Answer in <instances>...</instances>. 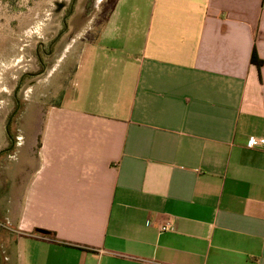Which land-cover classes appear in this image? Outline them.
Instances as JSON below:
<instances>
[{"label":"crops","instance_id":"obj_1","mask_svg":"<svg viewBox=\"0 0 264 264\" xmlns=\"http://www.w3.org/2000/svg\"><path fill=\"white\" fill-rule=\"evenodd\" d=\"M101 11L0 158V264H264V0Z\"/></svg>","mask_w":264,"mask_h":264},{"label":"rangeland","instance_id":"obj_2","mask_svg":"<svg viewBox=\"0 0 264 264\" xmlns=\"http://www.w3.org/2000/svg\"><path fill=\"white\" fill-rule=\"evenodd\" d=\"M58 1L63 0H0V148L6 143L2 140L1 134L4 122L12 110L11 94L17 78L24 72H33L38 68L35 58L36 46L39 43L42 46H46L60 27L59 19L62 12L59 14L54 11L55 3ZM87 20L92 21L93 18H88ZM91 26L92 24L86 23L75 34L74 40L77 43L73 44L76 46H71V44L70 46H62L63 51H58L60 53L58 57L61 59L57 64L51 65L52 67L50 66L46 71L47 75L50 74L49 76H44L42 78L44 81L40 82V84H46L47 87L42 88L40 92L44 94L51 90L49 97H52L53 100L56 96L58 98L61 90L62 95L67 94L69 96L70 92L68 91L71 89L72 81L71 75H73L76 68L77 72H79L78 61L81 54V48L79 47L82 40L78 42L77 38L85 37L86 33L84 35V31H88L86 28ZM56 80H60L61 87H59V93L54 95L55 85L53 82ZM27 85L23 88L26 91L25 98H28L29 92L34 90V88H28ZM52 99L49 100L51 101ZM64 103H67V100ZM41 107L42 105L32 104L21 107V110H24L29 117L35 118L41 117L43 110ZM75 107L79 108L80 106L75 105ZM20 116H24V114ZM17 126L20 128L21 133L33 131L32 128L29 130L25 128L26 120L24 121L25 127L21 124H17Z\"/></svg>","mask_w":264,"mask_h":264},{"label":"flooded vegetation","instance_id":"obj_3","mask_svg":"<svg viewBox=\"0 0 264 264\" xmlns=\"http://www.w3.org/2000/svg\"><path fill=\"white\" fill-rule=\"evenodd\" d=\"M106 2L107 0L105 2L102 0H63L55 3L54 11L59 14L62 12L61 18L59 19L60 27L46 46H42L40 43L36 46L35 58L38 68L33 72H24L17 78L11 94L12 110L4 122L1 134L2 140L6 143L0 148V158L14 152L16 141L23 135V132L21 133L17 124L24 126V121L29 115L24 110L22 111L21 107L36 104L37 106L42 105L41 108H43L45 105L54 102L52 97H49L52 92L51 90H48L44 94L40 92L42 88L47 87L46 84H40V82L44 81L42 78L49 76L50 73L47 75L46 71L51 65H54L56 55L60 54L59 52L61 50L63 51L62 46L65 47L67 44L73 46L77 43L74 40V36L86 23H90L92 26L86 28L88 31H84V35L86 33L85 37L77 38L78 42L96 35V24ZM88 18H93V20L89 21L87 20ZM63 43L65 44L63 45ZM65 51L68 52L67 50ZM26 84H28V88H34L32 92L29 90L30 95L28 98H25L26 91L23 89ZM58 87H61V83L58 84ZM49 99L52 100L50 101ZM21 114H24V116H20Z\"/></svg>","mask_w":264,"mask_h":264},{"label":"built area","instance_id":"obj_4","mask_svg":"<svg viewBox=\"0 0 264 264\" xmlns=\"http://www.w3.org/2000/svg\"><path fill=\"white\" fill-rule=\"evenodd\" d=\"M248 147L264 148V138H252L247 142ZM172 229L171 221L166 220L158 226L159 232H166Z\"/></svg>","mask_w":264,"mask_h":264},{"label":"trees","instance_id":"obj_5","mask_svg":"<svg viewBox=\"0 0 264 264\" xmlns=\"http://www.w3.org/2000/svg\"><path fill=\"white\" fill-rule=\"evenodd\" d=\"M251 62L253 63V64H255L256 66H257V68H259L262 64H263V62L262 61H260L258 58H257V56L255 55V53L254 52H252V55H251Z\"/></svg>","mask_w":264,"mask_h":264}]
</instances>
